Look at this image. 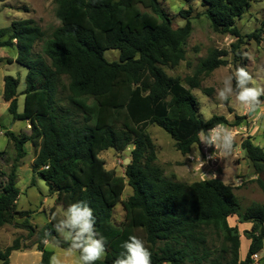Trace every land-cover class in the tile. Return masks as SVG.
<instances>
[{"label": "trees", "instance_id": "trees-1", "mask_svg": "<svg viewBox=\"0 0 264 264\" xmlns=\"http://www.w3.org/2000/svg\"><path fill=\"white\" fill-rule=\"evenodd\" d=\"M56 1L60 26L50 38L45 39V32L32 19L14 21L0 30V48L17 50L15 61L8 62L28 70L23 112H18L19 79L5 77L3 98L10 103L14 121L30 126V133L5 132L16 156L0 184V227L17 216L29 222L30 212L17 207V170L27 155L25 145L31 142L37 150L32 170L56 195V205L66 210L83 201L93 209L96 229L107 238V256L96 264H112L129 235L145 241L152 264H249L250 256L264 245V203L242 211L234 187L221 179L187 184L166 178L155 165L156 146L148 128L164 129L186 156L199 144L201 130L229 124L223 116L206 120L192 90L201 87L203 76L225 66L229 53L234 56V69H247L239 50L243 36L236 23L251 8L252 0H201L202 14L213 31L238 41L230 52L210 51L194 76L186 78L188 86L169 76L165 68L186 60L185 46L192 33L190 11L180 12L186 24L174 28L173 18L159 0ZM260 31L248 37L260 42ZM41 42L43 54L35 56L33 50ZM113 50L120 53L119 61L107 60L106 52ZM63 77L68 79L67 98L74 111L58 105ZM130 147L125 176L106 168L102 152L112 149L121 154ZM242 149L256 173H263L264 150L251 137L242 142ZM257 181L264 194V182ZM127 185L132 195L123 200ZM120 204L125 217L116 225L112 217ZM234 216L252 224L244 260L241 235L229 224ZM60 219L51 218L38 233V264H49L54 255L47 250V241L69 248L55 229ZM207 229L223 234L226 246L217 256L208 248ZM21 249L19 239L6 249L0 247V262L10 264L12 253Z\"/></svg>", "mask_w": 264, "mask_h": 264}, {"label": "rangeland", "instance_id": "rangeland-1", "mask_svg": "<svg viewBox=\"0 0 264 264\" xmlns=\"http://www.w3.org/2000/svg\"><path fill=\"white\" fill-rule=\"evenodd\" d=\"M163 8L170 13L173 18V27L178 28L186 24V19L179 14L181 11H190V21L192 23V33L185 46L186 60L174 68H165L167 74L171 77L178 78L181 82L188 86L186 78L194 76L197 68L203 60H205L210 51L218 49L219 51H231V46L237 43L238 39L229 34H219L213 31L210 21L202 13L204 9L201 6V0H192L190 3L184 0H159ZM57 1L56 0H2L0 2V30L10 28L12 22L25 19H32L35 24L45 32V39L51 37L55 29L60 26L57 18ZM243 40L240 43L239 50L243 59H246L248 72L254 78V85L264 87V0H252L251 8L237 21ZM260 31V42L249 38L248 36ZM44 42L38 43L34 48V55L43 54ZM7 51L17 55L15 48H2L0 52ZM120 53L118 51H108L105 56L108 61H119ZM227 61L225 66H221L211 75L201 78V87L192 90L200 105V112L203 117L208 120L213 116H223L229 121L225 125L233 130L235 140L230 155L223 156L221 154L218 166L209 170V175L204 179L218 178L223 180L227 185H231L235 189L242 211L247 210L254 203H264V194L258 184V179L264 182V171L261 174L256 173V169L249 162L242 149V142L254 135V143L264 149V115L248 113L242 105H240L235 97H230L228 101H220L217 98L218 89L223 87V80L226 76L232 74L235 69L233 65L234 56L229 53L224 58ZM13 60V59H12ZM4 71L7 76H12L20 81L18 93L20 94L19 111L24 110L25 97L22 95L26 89V76L28 70L17 63L12 65L3 63ZM68 79L63 77L60 83L59 102L58 105L63 110L74 111L68 102ZM264 100V96H262ZM0 126L4 130H10L13 125L12 116L2 106H0ZM81 118V117H79ZM14 130H26L25 121H14ZM157 152V160L155 165L160 167L166 178L191 184L197 181H203L202 171L198 172V163L190 162L189 155L197 157L201 155L200 145L197 144V152L189 155H182L175 146V141L162 128L152 125L148 128ZM131 147L124 153H117L110 149L101 153V157L105 160L108 170H115L118 176H125V160H131ZM29 154L20 163L17 170V187L20 190L18 199V210L30 212L28 216V224L26 218L15 217L11 224L0 227V247L6 249L11 246L16 239H19L21 250L12 253L10 264H38L41 260V253L37 251V241L39 231L50 222L53 217L63 219L65 209L55 203V197L51 193L46 183L34 174L32 167V159H35V147H28ZM0 152H4V156L0 158V184L5 182V174L11 170L16 153L13 144L7 136L0 134ZM202 169V168H201ZM212 171V172H211ZM213 174H215L213 176ZM242 178L243 184L239 185L237 179ZM132 195L130 186H126L123 200H127ZM125 210L122 204L118 205L112 217V222L116 225L124 221ZM237 223H241L240 219L230 218V225L234 227ZM32 227L35 231L31 233L28 228ZM237 228V225H236ZM239 228V227H238ZM237 228V229H238ZM246 228H250L249 225ZM239 231L242 236L240 257L245 259L249 246V234L251 230L244 231V226H240ZM208 248L215 256L222 253V249L226 246L223 241V234L215 232V230H205ZM59 234V233H58ZM59 237L64 240L63 236ZM264 246V245H263ZM46 248L52 251L54 255L61 259L62 264H76L77 255H69L66 250L47 241ZM228 257V254H223ZM0 264H2L0 262Z\"/></svg>", "mask_w": 264, "mask_h": 264}, {"label": "clouds", "instance_id": "clouds-1", "mask_svg": "<svg viewBox=\"0 0 264 264\" xmlns=\"http://www.w3.org/2000/svg\"><path fill=\"white\" fill-rule=\"evenodd\" d=\"M251 114L264 115V87L254 85L253 76L243 66L223 80V87L218 89L217 98L220 101H228L230 97ZM200 144L214 146L215 152L219 151L223 156L231 154L235 140L233 130L223 124L216 127L201 130L198 133ZM200 167L204 161L200 158ZM215 174H213L214 176ZM63 219L55 224L56 232L69 242L66 250L69 255H77L76 264H96L107 256V238L96 229V218L93 209L83 201L70 204L63 213ZM123 251L112 261V264H152V253L145 241L137 235H129L121 245ZM49 264H62L60 258L52 255Z\"/></svg>", "mask_w": 264, "mask_h": 264}, {"label": "crops", "instance_id": "crops-1", "mask_svg": "<svg viewBox=\"0 0 264 264\" xmlns=\"http://www.w3.org/2000/svg\"><path fill=\"white\" fill-rule=\"evenodd\" d=\"M0 49H2V48H0ZM13 49V48H12ZM16 57H17V55H14L13 56V53H8L7 51H3V52H0V106H2L3 108H4V110L6 109L8 112H9V107H10V103L9 102H6L5 100H4V98H3V94H4V79H5V77L7 76L6 75V72L4 71V68H3V63H7V64H10L8 61L9 60H12L13 59V61H15V59H16ZM14 63H16V62H13L12 64H14ZM12 64H10V65H12ZM20 95V94H19ZM19 101H20V96L18 97V112L19 113H22V112H20L19 111ZM10 114V113H9ZM11 115V114H10ZM250 115H251V113H250ZM12 116V115H11ZM0 117H1V115H0ZM13 118V117H12ZM12 120V122H13V125L10 127V130L8 129V131H12V132H14L15 134H20V133H30V128L28 127L29 126V123L28 122H25L26 123V130H22V129H20V131H15L14 130V126H15V124H14V119H11ZM7 130H4L3 131V127H1L0 126V134L1 135H5V132H6ZM250 137H251V140H252V142L254 143V135H250ZM255 144V143H254ZM255 145H257V144H255ZM28 147H31V148H33L34 146H33V144L31 143V142H28L26 145H25V150H26V152H27V155L30 153L29 152V150H28ZM263 149V148H262ZM197 147H196V145L192 148V152L191 153H196L197 152ZM264 150V149H263ZM35 154H36V151H35ZM26 155V156H27ZM24 160V159H23ZM33 161H34V158L32 159V163H33ZM20 168V167H19ZM19 168H18V170H19ZM223 181V180H222ZM237 181V180H236ZM224 182V181H223ZM225 183V182H224ZM226 184V183H225ZM54 195V194H53ZM54 197L56 198V195H54ZM233 218H237V219H239V217L238 216H234ZM229 224H230V218H229ZM236 225H237V228H238V230L239 231H241V229H240V226H244V231H246L247 229L248 230H250L251 228H252V224H250V223H237L236 224V222H235V225H234V227H236ZM247 225H249L250 226V228H246V226ZM231 226V225H230ZM241 239H242V236H241ZM250 244H251V241H250V239H249V242H248V246H250ZM243 260V259H242Z\"/></svg>", "mask_w": 264, "mask_h": 264}, {"label": "built area", "instance_id": "built-area-1", "mask_svg": "<svg viewBox=\"0 0 264 264\" xmlns=\"http://www.w3.org/2000/svg\"><path fill=\"white\" fill-rule=\"evenodd\" d=\"M28 127L30 128V126H28ZM199 145H200V149H201L200 158L202 161L205 162L202 169L200 167L199 156L194 157V156L189 155V160H190V162L198 163V167H199L198 172L202 171V173H199V174L202 175V178L204 179L207 176L211 177V173L209 175V170L205 171L204 168H207L206 166H208L209 169L212 170V167L218 166V164L220 163L221 153L219 151H217L213 157V153L216 151L214 146L209 147V146L204 145L203 143L200 144V142H199ZM214 179H215V177H214ZM243 182H244V180L242 178L237 179V183L239 185L243 184ZM249 264H264V246L261 250L253 253L250 256Z\"/></svg>", "mask_w": 264, "mask_h": 264}, {"label": "water", "instance_id": "water-1", "mask_svg": "<svg viewBox=\"0 0 264 264\" xmlns=\"http://www.w3.org/2000/svg\"><path fill=\"white\" fill-rule=\"evenodd\" d=\"M130 163H131V160H130V159H126V160H125V164H126V166H128Z\"/></svg>", "mask_w": 264, "mask_h": 264}]
</instances>
